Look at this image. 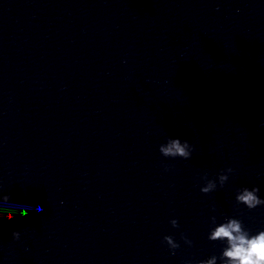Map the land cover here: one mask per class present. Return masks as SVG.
<instances>
[{
  "label": "water",
  "instance_id": "95a60500",
  "mask_svg": "<svg viewBox=\"0 0 264 264\" xmlns=\"http://www.w3.org/2000/svg\"><path fill=\"white\" fill-rule=\"evenodd\" d=\"M245 186L264 197V0H0V264H220L215 223L264 229Z\"/></svg>",
  "mask_w": 264,
  "mask_h": 264
},
{
  "label": "clouds",
  "instance_id": "9594fccd",
  "mask_svg": "<svg viewBox=\"0 0 264 264\" xmlns=\"http://www.w3.org/2000/svg\"><path fill=\"white\" fill-rule=\"evenodd\" d=\"M159 153L164 157L189 159L193 153V146L188 141H182L180 138L168 137L166 142L159 145ZM231 171V168L228 169ZM221 184L227 181V175L218 177ZM216 187L214 181H209L200 188V191L207 194ZM260 188L258 186L241 187L235 196L238 204L245 206L248 210L256 209L264 206V197L259 195ZM6 201L8 197H3ZM3 217H0L2 220ZM173 228H178V220L173 218L170 220ZM14 239H19L20 233L13 232ZM180 239L189 247L192 246V240L188 239L184 233H181ZM207 239L210 242H219L223 244L220 253V264H264V229L253 232L245 227L243 221L235 216H228L222 222L215 223L214 227L207 232ZM162 242L167 245L170 252L180 247L179 242L171 235L163 236ZM217 257L211 256L206 259L196 261L195 264H217ZM185 264H193L191 260L185 261Z\"/></svg>",
  "mask_w": 264,
  "mask_h": 264
}]
</instances>
